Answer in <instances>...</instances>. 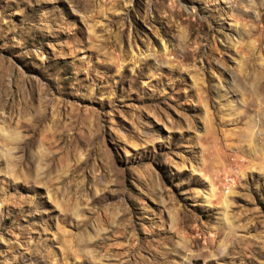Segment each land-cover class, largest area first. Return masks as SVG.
<instances>
[{
	"label": "rangeland",
	"instance_id": "rangeland-1",
	"mask_svg": "<svg viewBox=\"0 0 264 264\" xmlns=\"http://www.w3.org/2000/svg\"><path fill=\"white\" fill-rule=\"evenodd\" d=\"M0 264H264V0H0Z\"/></svg>",
	"mask_w": 264,
	"mask_h": 264
}]
</instances>
